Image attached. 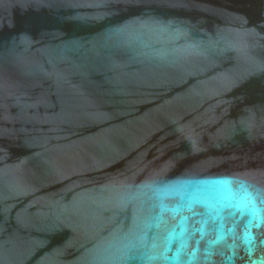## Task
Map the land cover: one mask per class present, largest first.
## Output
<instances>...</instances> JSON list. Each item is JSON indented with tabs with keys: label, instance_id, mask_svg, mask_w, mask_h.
<instances>
[{
	"label": "water",
	"instance_id": "1",
	"mask_svg": "<svg viewBox=\"0 0 264 264\" xmlns=\"http://www.w3.org/2000/svg\"><path fill=\"white\" fill-rule=\"evenodd\" d=\"M194 169L264 184V0H0V264H113Z\"/></svg>",
	"mask_w": 264,
	"mask_h": 264
},
{
	"label": "clouds",
	"instance_id": "2",
	"mask_svg": "<svg viewBox=\"0 0 264 264\" xmlns=\"http://www.w3.org/2000/svg\"><path fill=\"white\" fill-rule=\"evenodd\" d=\"M128 200L113 264H264V184L194 169L145 180Z\"/></svg>",
	"mask_w": 264,
	"mask_h": 264
}]
</instances>
